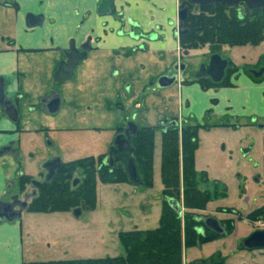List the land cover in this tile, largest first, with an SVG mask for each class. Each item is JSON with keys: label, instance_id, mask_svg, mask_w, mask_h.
I'll return each mask as SVG.
<instances>
[{"label": "crops", "instance_id": "obj_1", "mask_svg": "<svg viewBox=\"0 0 264 264\" xmlns=\"http://www.w3.org/2000/svg\"><path fill=\"white\" fill-rule=\"evenodd\" d=\"M99 2L0 0V78L4 81L6 98L13 101L18 111L17 120H11L0 108V201L7 202L17 195L20 198L17 180L21 174L33 177L21 167L25 142L32 136L54 132L104 134L100 140L106 139L111 145L116 130L125 126L136 112L137 103L141 104L135 121L139 128H157L167 120L181 117L201 125L226 123L228 126L224 128L235 130L257 126L261 128L260 139L264 137V94L259 85L264 79L254 81L239 71L231 78L232 87L203 90L198 83H175L166 90H147L158 78L167 75L177 61L168 50L176 47L177 39L173 28L165 24L170 18L176 19V0L115 1L117 13H122L125 21L131 19L143 33L156 32L155 40L118 35L120 19L99 16ZM29 15L41 17L40 24L30 27ZM129 29L130 25H126L124 30ZM89 37L93 39L92 50L76 68L75 77L55 82L54 75L65 60L64 51L69 50L71 42L78 48ZM144 41L154 53L147 55L141 50L133 54L130 48ZM55 95L61 99V106L57 113L49 114L45 103ZM259 158L261 166L255 165L247 177L250 191L254 188L253 180L257 183L258 177L264 175V150ZM71 161L74 160L63 162ZM24 195L20 200H24ZM219 209L241 213L235 207ZM219 209L216 214L220 218L210 215L219 222L234 219ZM27 214L25 209L20 219L0 223V264L39 262L35 260L37 249ZM236 235L237 223L234 239ZM68 256V251H63L61 259L49 261L89 259ZM223 256L228 264L229 256Z\"/></svg>", "mask_w": 264, "mask_h": 264}, {"label": "rangeland", "instance_id": "obj_2", "mask_svg": "<svg viewBox=\"0 0 264 264\" xmlns=\"http://www.w3.org/2000/svg\"><path fill=\"white\" fill-rule=\"evenodd\" d=\"M176 1L178 7L183 2V0ZM193 10L196 12V8ZM241 10L244 11V9ZM114 15L117 17V13ZM171 22L174 23L170 18L165 24L172 26ZM137 32L139 31L137 30ZM176 39V47H168V50L170 54L177 57L174 65L183 64L186 71L182 75L178 67H171L168 71L169 74L167 73L165 76L177 75L176 83L180 84L182 83L181 79L188 78L191 72L199 71L203 64L209 63L212 52L208 46L195 50H184L181 47L180 39L178 37ZM130 50L133 54L141 51L138 46L131 47ZM152 50L146 46L142 52L150 55L154 53ZM218 54L223 60L233 63L237 69L236 74L240 71L253 80L254 76L251 71H259L264 68V40L255 47L250 45L223 46ZM260 55L261 58H258ZM116 73L117 71H115ZM262 79H264V75L259 78V80ZM259 85L262 94H264V81ZM149 88L147 90L150 91L160 88L158 80L153 82ZM163 89L166 90V88ZM128 92L131 94V91ZM140 105L137 103L136 112L130 117L129 122L135 123L138 120L137 113ZM147 114L152 113L147 112ZM173 120L178 121L180 129L184 125L195 124L181 117L172 118L166 122ZM157 128L159 129L155 133L151 186L134 185L129 182L102 183L98 180L95 207L83 210L80 208V215H75L72 211L27 212L30 214H27V218L30 219L31 238H33L37 249L35 260L43 262L61 259L63 251H68L70 258L98 259L125 256L126 250L120 241V233L134 230H155L159 227L164 185L161 176L162 130L160 125ZM260 129L257 126L240 130L213 127L199 132L198 149L195 153L198 187L203 192L208 191L214 198L208 203L204 214L202 211L191 210L190 212H197L205 219L213 217L210 214H216L221 207H235L242 214L234 209H227L232 210L227 214L233 215V220L237 223L235 239L234 231L233 234L224 235L203 246L186 248L183 245L182 264L199 263L202 260H210L211 257H215L213 262H216L217 259H221L220 252L224 256H229L228 264H264V249L242 248L246 238L258 230H264V215L257 216L256 221L252 222L247 218L250 213L264 206L263 173L258 177L257 183L253 180L252 191H250L247 182L248 174L252 172L255 165L258 164L259 167L262 164L259 153L264 150V137L262 140L260 139ZM106 134H110V132ZM103 135L93 136L84 132L72 134L54 132L50 135L44 133L39 137L32 136L30 141L25 142L26 153L21 161V167L26 169L34 180L40 181L44 162L55 157H60L63 161H70L90 154L106 152L110 145L106 139L100 140ZM248 150L247 154L244 153ZM228 161L230 162L228 163ZM203 174H206L207 180L203 179ZM75 177L81 178V175L76 174ZM24 200L27 202V199ZM180 204L183 214L186 213L183 196L180 198ZM248 210L252 211L246 215ZM220 211L225 212L222 209H219ZM183 214L182 220H184ZM216 216L220 218V215L216 214ZM182 224L184 229L183 221ZM213 253L215 254L209 257ZM224 260V264H226V256Z\"/></svg>", "mask_w": 264, "mask_h": 264}, {"label": "trees", "instance_id": "obj_3", "mask_svg": "<svg viewBox=\"0 0 264 264\" xmlns=\"http://www.w3.org/2000/svg\"><path fill=\"white\" fill-rule=\"evenodd\" d=\"M188 5L190 16L185 25L188 34L180 38L184 50H195L208 46L212 53H219L223 46H258L264 40V10L251 11L239 7H203L193 10L187 0L181 6ZM225 79L214 84L211 81H200L203 90L232 87V76L237 72L232 62ZM254 81H260L254 77ZM193 83V82H192ZM213 103H216L214 100ZM228 126L226 123L211 125L205 123L188 124L180 129L171 126L162 133L161 176L164 185L163 207L159 227L155 230H134L120 233V241L126 250L125 256L105 257L98 259H76L39 261L25 264H182V248L203 246L233 234L235 221L224 220L225 233L218 234L206 227L204 220L194 211H204L214 198L208 191L198 187V173L195 169V153L198 149V136L201 130L213 127ZM236 127V126H232ZM157 128L142 127L132 140L133 158L139 170L144 186L152 185L155 133ZM104 155L97 158L85 157L63 163L51 182L41 185L38 196L29 204V213L68 212L82 207L92 209L96 204V187L98 180L102 183L129 182V177L122 165L115 168L104 165ZM81 175V181L73 187L75 175ZM203 179L207 180L206 174ZM32 177L21 175L18 178L19 192L24 193L32 182ZM183 189V190H182ZM183 202L187 212L180 216L170 205L169 200ZM216 197V196H215ZM232 212V210H226ZM264 215V206L250 213L251 222L257 216ZM184 223V229L183 224ZM204 230V233L200 232ZM244 248V247H242ZM221 257V255L219 254ZM215 257L193 264H224L225 260Z\"/></svg>", "mask_w": 264, "mask_h": 264}, {"label": "water", "instance_id": "obj_4", "mask_svg": "<svg viewBox=\"0 0 264 264\" xmlns=\"http://www.w3.org/2000/svg\"><path fill=\"white\" fill-rule=\"evenodd\" d=\"M115 0H100L97 13L99 15H106L112 12V7L114 5ZM192 4H195L200 7H215L217 5L223 7H234L239 6L240 4H244L249 10H264V0H190ZM178 19L180 21V28H182L184 22L188 19V9L185 8L179 11ZM27 22L29 23L30 27H35L40 24L41 17H36L33 15H29L27 17ZM182 34V33H181ZM90 50L89 41L85 43L81 47H75L73 42H71V46L69 50H65V60L62 61L59 65L57 72L54 75L55 82H63L72 80L76 68L88 57ZM228 67V61L223 60L219 54H214L211 57L210 63L206 65H202L200 71L195 75L194 80H198L201 77H207L212 80L214 84H219L224 76L225 71ZM183 68V67H182ZM252 75L255 78H261L264 75V69H260L259 71H252ZM177 81V77H169V76H162L158 80V86L160 88H168L172 86ZM45 106L49 114H55L59 111L61 106V99L51 98L46 100ZM0 108L1 110L7 114V116L11 120H17L18 118V111L16 106L14 105L12 100L6 98L4 94V81L0 78ZM176 125V122H173L172 125ZM168 127L170 124L167 125ZM165 126H163V130H165ZM138 130V126L133 122H128V128L126 130L127 138L118 137L115 140V145L118 149H113L111 153H109L110 159V166H113V155L119 153L120 151L125 152L122 154L121 158H118L117 162L120 161L124 166L125 170L128 174L129 180L131 184L134 185H143L141 177L139 175V170L136 165V162L133 158L134 149L132 147V136H136ZM249 151V150H248ZM245 151L244 153H248ZM59 160H54L45 164L44 168L48 169L49 171H53L55 168L57 169L60 165ZM54 176V173L48 176V181H50ZM77 182H75L76 185ZM40 184L37 183V186ZM19 196H14L12 199L13 202H5L0 201V223L4 220L13 222L14 220L20 219L22 217V212L27 208V202H21L18 204L15 202ZM19 202V201H18ZM170 205L177 211V213L182 216L183 210L181 204L175 200H169ZM19 205V206H18ZM16 206L19 209H16ZM81 210H75V215H80ZM204 223L206 227L211 229L212 231L218 234H224L225 230L221 226L219 220L215 217H208L204 219ZM245 248L252 250V249H264V230H258L254 232L251 236L246 238L243 242Z\"/></svg>", "mask_w": 264, "mask_h": 264}, {"label": "flooded vegetation", "instance_id": "obj_5", "mask_svg": "<svg viewBox=\"0 0 264 264\" xmlns=\"http://www.w3.org/2000/svg\"><path fill=\"white\" fill-rule=\"evenodd\" d=\"M116 1V0H115ZM187 1H189V3L194 7V8H196V11L197 10H199L200 8H203V7H200V6H197V5H195V4H192L191 2H190V0H187ZM207 7V6H206ZM234 7H239V9H240V11H242L241 9H245V8H247L243 3L242 4H240L239 6H234ZM185 8H187L188 9V19H189V16H190V9H189V6L188 5H186V6H184V7H182L181 5H179V7H178V5H177V12H176V19L175 20H172L174 23H172L171 22V27L173 28V34H174V36L175 37H178L179 39L181 38V37H183V36H185V35H187L188 34V32H189V30L185 27V25H186V23H187V21H188V19L184 22V24H183V26H182V28H180V21H179V19H178V14H179V11H181V10H183V9H185ZM117 13V10H116V7H115V2H114V5H113V7H112V12H110L109 14H106V15H99L98 13V15L99 16H105V17H111V16H115L114 14H116ZM117 19H120V23H121V26L118 28V30H117V34L118 35H126V36H129L130 38H135V39H137V40H140V39H147V40H155V38H157V33L156 32H150V33H143L142 31H141V29L139 28L140 26L137 24V23H135V22H133L131 19H128V20H124L123 18V15H122V13H117V17H116ZM126 25H130V29H129V31H125L124 29H125V26ZM139 30V33H136V31L135 30ZM182 33V34H181ZM87 41H89V44H90V50H89V52L92 50V42H93V39L91 38V37H89L86 41H85V43H87ZM84 43V44H85ZM74 44V43H73ZM83 44V45H84ZM82 45V46H83ZM74 46H75V44H74ZM146 43H145V41L142 43V44H140L138 47H140V49L141 50H144L145 48H146ZM76 47V46H75ZM81 47V46H80ZM203 48H206V46L205 47H203ZM214 54H218V53H212L211 54V57H212V55H214ZM210 63V62H209ZM209 63H206V64H203V65H208ZM174 67H178L179 69H180V71L182 72V75L185 73V71H186V68H185V66L183 65V64H180V65H177V66H174ZM183 67V68H182ZM230 67V64L228 63V67H227V69H226V71H225V76H226V72H227V70H228V68ZM201 69V68H200ZM261 69H264V68H261ZM200 71V70H199ZM199 71H193V72H191L190 73V75H189V77L188 78H184V79H181V82H182V84H184V85H186V84H190V83H198L199 84V82L200 81H211L212 82V80L210 79V78H207V77H201L200 79H198V80H194V77H195V75L199 72ZM251 73H252V71H251ZM169 74V73H168ZM225 76H224V78H223V80L225 79ZM74 77H75V75H74ZM73 77V78H74ZM172 77H177V75H173ZM178 79V78H177ZM222 80V81H223ZM221 81V82H222ZM177 82V81H176ZM175 82V83H176ZM220 82V83H221ZM174 83V84H175ZM213 83V82H212ZM173 84V85H174ZM177 84V83H176ZM172 85V86H173ZM200 85V84H199ZM171 87V86H170ZM200 87H201V85H200ZM202 88V87H201ZM203 89V88H202ZM58 97L59 96H57V95H55V96H53L52 98H55V99H58ZM129 122V121H128ZM128 122H126V124H125V126H123V127H120V128H118L117 130H116V135H115V138H114V140H113V142L111 143V145H110V147H109V149L105 152V153H103V154H101V155H104L105 156V159H104V161H103V163H104V165H107V166H110V164H111V162H110V159H111V157L109 156V153H111V151L113 150V149H118L117 148V146L115 145V140L118 138V137H123V138H127L128 136H127V134H126V130H127V128H128ZM173 122H176L177 124L176 125H172V123ZM168 124H170V126L168 127L167 125ZM163 126H165L166 128H165V130H163ZM171 126H177V127H179V123H178V121L177 120H173V121H170V122H164L162 125H161V130H162V133L164 132V131H166L168 128H170ZM139 129V128H138ZM138 131V130H137ZM130 135H131V137H132V140H133V138L135 137V136H132V134L130 133ZM136 135H137V133H136ZM123 153H125V155H126V151L125 152H122V151H120L119 153H117V154H115V155H113V161H114V165L113 166H110L111 168H115V167H117L118 165H122L123 167H124V169H125V166L120 162V161H118L117 162V160H118V158H121L122 157V154ZM101 155H99V156H101ZM98 156V157H99ZM90 157V156H89ZM93 157V156H92ZM85 158V157H84ZM95 158H97V157H95ZM54 160H59L60 162V165H59V167L56 169H54L53 171H49L48 169H45L44 168V166H45V164L46 163H48V162H51V161H54ZM63 163H66V162H63L62 160H61V158H59V157H55V158H53V159H51V160H49V161H46V162H44V164H43V166H42V175H41V179H40V181H38V180H34L33 179V177H32V182H31V184L28 186V188H29V191H28V188H27V190L24 192V199H27V207L29 206V204L33 201V199H35L37 196H38V192H39V189H40V187H41V185L42 184H44V183H47V182H51L54 178H55V176H56V174H57V171L61 168V166H62V164ZM52 173H54V176H53V178L50 180V181H48V176L50 175V174H52ZM21 175H24V174H21ZM20 177V176H19ZM18 177V178H19ZM31 177V176H30ZM80 181H81V179L80 178H75L74 179V182H73V187H76L79 183H80ZM75 182H77L76 183V185H75ZM17 183H18V180H17ZM37 183H39L40 185L39 186H37ZM32 189V190H31ZM32 191V192H31ZM21 194H23V193H21V192H19V195H21ZM17 195V194H16ZM18 196V195H17ZM18 199L16 200L15 199V202H17L18 204H21V202H26L25 200H20V198L19 197H17ZM14 200L12 199V197L9 199V200H7V202H13ZM19 201V202H18ZM19 206V205H18ZM18 206H16V209H19V207ZM80 208H82V207H79L78 209H80ZM27 209V208H26ZM75 210H77V209H74L72 212H75ZM82 210H83V208H82ZM225 211V213H227L226 212V210H224ZM200 220H204V218L203 217H201L200 216ZM220 224H221V226H222V223L220 222ZM223 227V226H222ZM224 228V227H223ZM200 232L201 233H203L204 232V230L203 229H200ZM225 233V232H224ZM245 248V247H244ZM245 249H247V248H245Z\"/></svg>", "mask_w": 264, "mask_h": 264}]
</instances>
